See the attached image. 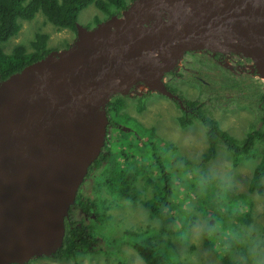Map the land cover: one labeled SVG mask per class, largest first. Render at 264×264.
Wrapping results in <instances>:
<instances>
[{"label":"water","instance_id":"obj_1","mask_svg":"<svg viewBox=\"0 0 264 264\" xmlns=\"http://www.w3.org/2000/svg\"><path fill=\"white\" fill-rule=\"evenodd\" d=\"M75 31L67 47L0 79V264L60 245L111 95L140 82L178 99L162 76L195 49L249 54L264 77V0H132Z\"/></svg>","mask_w":264,"mask_h":264},{"label":"rangeland","instance_id":"obj_2","mask_svg":"<svg viewBox=\"0 0 264 264\" xmlns=\"http://www.w3.org/2000/svg\"><path fill=\"white\" fill-rule=\"evenodd\" d=\"M131 1L123 0L125 6ZM120 11L111 15H119ZM109 16L95 5L89 4L77 13L75 24L91 28ZM17 21L20 25L17 32L1 43V49L5 53H10L17 44H22L26 51H31L29 44L36 32L48 35L46 47L51 51L63 49L75 39L74 32L67 29L58 30L44 19L40 11H37L30 20ZM214 53L220 55L219 61L212 56ZM253 66L249 56L233 52L229 48L206 53L201 49H195L186 52L164 73V81L180 96L183 104L200 102L197 104L205 115L215 119L222 130L241 140L251 128L264 130V125L259 122L262 111L261 103L257 99V91L264 85V79L259 74L251 72ZM117 94L124 102L123 108L119 111L118 122L125 131L116 129L111 159L106 165L109 171H103L104 165L98 169V173L95 172L85 178L79 186L78 193L94 204L91 207L92 214L79 216V219L93 227L97 244L92 252L79 255L76 264H117V260L125 264H143L129 243V233L133 231L137 235L151 228L163 227L165 220L152 218L141 204V200L150 196V188L145 187L140 175L133 185V191L141 196L138 201L119 194L120 182L108 185L104 182V176L112 175L114 163L119 164L123 154L129 153L134 161L135 149H142V141L158 138L163 141L162 148L168 149L167 161L170 164L180 160L187 161L190 163L187 171L190 170L192 176L196 174L199 178L203 177L201 180L198 179V182L207 185L206 196L212 201L211 207H206L201 213L194 211L187 203L190 198L183 197L182 190L175 188L172 190L174 203L180 201L182 208L191 210L195 215L191 219L185 243H180L173 236L181 224L180 219L174 222L170 233L163 235L165 240L173 243L181 264H226L223 262L225 257L234 264H264V248L260 246L264 238L261 231L264 190L263 195L247 191V183L256 158L240 157L237 162H233L231 154L218 141L214 158L201 163L200 155L206 148L204 128L199 121L179 128L176 117L180 115L181 109L173 99L155 89H149L140 82L133 83L130 90L124 93L111 95L108 101ZM140 105L142 108L138 111L137 106ZM150 128L152 132L147 130ZM259 150L257 147V151ZM178 171L177 176L183 177L186 174L182 173L183 169ZM178 180L174 177V181ZM236 198L244 202L241 203L242 209L233 213L242 215L248 210L251 220L247 224L234 219L231 216L232 212L227 211L228 208L237 206L236 202L229 204L228 200ZM220 207L223 208L221 215L225 219L224 223L232 226L236 232V235L229 233L222 235V239L230 237L234 242L233 250L228 256L224 246L220 250L214 248V251L202 247V227L211 213ZM93 213H96L97 220ZM72 214L75 215L76 212ZM28 264H75V262L40 255L29 259Z\"/></svg>","mask_w":264,"mask_h":264},{"label":"trees","instance_id":"obj_3","mask_svg":"<svg viewBox=\"0 0 264 264\" xmlns=\"http://www.w3.org/2000/svg\"><path fill=\"white\" fill-rule=\"evenodd\" d=\"M89 4L95 5L102 12L106 13L107 16L116 12L119 13L121 9L126 7L123 0H0V79H4L9 74L18 71L28 63L42 58L51 51V49L46 47L48 35L36 32L29 44L31 51H26L22 44H17L13 46L10 53L3 52L1 43L17 32L20 27L18 19L30 20L37 11H40L44 19L58 30L67 29L75 33L77 13ZM207 51L211 52L210 50H203V52ZM257 99L261 103L260 108L262 111L259 122L264 125V86L257 91ZM123 106L124 102L121 97L113 98L105 104L104 109L109 121V125L106 128L105 141L99 154L87 168L85 178L95 172L98 173V169L104 165L106 166L110 161L112 141L116 129L125 131L123 126L118 122V119H120L119 111ZM187 107L190 110L181 109L180 115L176 117V122L179 128H185L194 121H199L204 128L206 148L200 155L201 163H206L214 158L218 141L231 154L233 162H237L240 157L256 158L247 183V191L263 195L264 130L251 128L241 140H238L222 130L215 119L205 115L200 109L199 104L188 102ZM141 108V105L137 106L138 111ZM147 130L152 132L151 128ZM142 142V149H135V160H132V156L129 153L123 154L122 161L119 164L114 163L112 175L104 176V182L108 185H111L113 182H120L118 188L119 194L133 201H138L141 199V196L139 193L133 191V185L137 177L141 176L145 187L150 188V196L141 200V204L152 218H164L165 225L157 229L151 228L147 232H141L137 235L136 232L132 231L129 233V243L137 256L143 261V264H181L173 243L165 240L163 235L170 233L174 222L180 219L181 224L177 227L173 236L180 243H185L189 234L191 219L195 215L192 214L191 210L182 208L180 201L177 200L174 203L172 190L174 188L182 190L183 197L190 198V201L187 203L191 205L192 209L202 213L206 207H211L212 205V201L206 196L208 188L204 182H198V179L201 180L203 177L199 178L196 174L192 176L190 170L187 171V166H190L189 162L180 160L170 164L167 161L169 152L167 148H162L161 143L163 141L160 138ZM257 147L260 148L259 151H257ZM105 166L103 171H109L107 166ZM178 168L183 169L182 173L186 172L183 177L177 176L179 172ZM174 177L179 180L177 182L174 181ZM228 202L229 204L231 202L237 203V206L227 209L228 212H232L231 216L244 224L249 223L251 218L248 210L242 215L233 213L242 209L241 203L244 201L236 198L229 199ZM72 204L75 208L86 212L92 206L80 193L74 196ZM222 211V207L218 208L205 221L201 230L202 247L214 251V248L220 250L224 246L227 249L226 256H228V253L233 250L234 242L230 237L222 239V235H228V233L236 235V232L232 226L224 223L225 219L221 215ZM235 214L237 217H235ZM70 219L71 217H68V221L64 219L62 241L50 256L72 260L76 264V259L79 255L92 252L95 249L97 240L93 234L94 229L91 225ZM261 231L264 236V216ZM260 246L264 248V238L260 242ZM215 253L219 255L218 252ZM28 262L25 264H28ZM223 262L234 264L233 261H229L226 257L223 258ZM117 264L125 263L117 260Z\"/></svg>","mask_w":264,"mask_h":264},{"label":"flooded vegetation","instance_id":"obj_4","mask_svg":"<svg viewBox=\"0 0 264 264\" xmlns=\"http://www.w3.org/2000/svg\"><path fill=\"white\" fill-rule=\"evenodd\" d=\"M188 52V51H187ZM206 53V52H205ZM185 54V53H184ZM183 54V55H184ZM220 55L218 54V53H216V54H214V56L213 57H215L216 58V60H218L219 61V59H218V57H219ZM181 59V58H180ZM221 63H222V61H221ZM252 63V62H251ZM253 64V63H252ZM226 65V64H225ZM254 65V64H253ZM251 72H255L256 74H258L257 72H256V70H255V67L253 66V69H252V71ZM260 75V74H259ZM260 76H262V75H260ZM262 78L264 79V77L262 76ZM164 79H165V76H164V74H163V76H162V81H163V84H164V86L166 87V89H168L169 91H171L172 93H174L175 95H177L175 92H173V88H171V87H169L168 85H167V83H165V81H164ZM263 84H264V81H263ZM264 86V85H263ZM133 87V86H132ZM129 90H130V88H129ZM119 95L117 94V95H115L114 96V98H117ZM178 96V99L181 101L180 103H181V105L179 106V100L178 99H173V98H171V99H173L177 104H178V106L180 107V109H183V110H186V111H189L190 109L187 107V103L186 104H183V101H182V99L180 98V96L179 95H177ZM196 103H200V102H197L196 101ZM107 121H108V118H107ZM109 125V121L107 122V126ZM107 126H106V128H107ZM86 177V176H85ZM84 180V179H83ZM81 184H82V182H81ZM80 184V185H81ZM78 190H79V187H78V189H77V192H76V194H75V196L78 194ZM86 200V199H85ZM87 201V200H86ZM91 203V205L92 206H94V204L92 203V202H90ZM91 206V207H92ZM91 207H89L88 208V212H86V211H83V210H81V209H77V208H75L74 207V205L73 204H70V206H69V209H68V212H67V216L64 218V219H66L67 221H68V217H71V219L72 220H74V221H81V222H83L82 221V219H79V216H87V215H91L92 214V209H91ZM72 211V212H71ZM73 212H76V214L75 215H73L72 213ZM94 214V217H95V220H97V215H96V213H93ZM70 219V220H71ZM83 223H85V222H83ZM86 224V223H85Z\"/></svg>","mask_w":264,"mask_h":264},{"label":"bare ground","instance_id":"obj_5","mask_svg":"<svg viewBox=\"0 0 264 264\" xmlns=\"http://www.w3.org/2000/svg\"><path fill=\"white\" fill-rule=\"evenodd\" d=\"M201 50H207V49H201ZM246 55L249 56V54H246ZM147 87H148L149 89L152 88V90L156 88V86H147Z\"/></svg>","mask_w":264,"mask_h":264}]
</instances>
